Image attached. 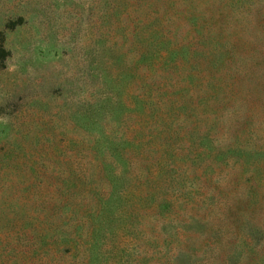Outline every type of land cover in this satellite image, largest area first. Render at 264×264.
Masks as SVG:
<instances>
[{"label": "rangeland", "instance_id": "rangeland-1", "mask_svg": "<svg viewBox=\"0 0 264 264\" xmlns=\"http://www.w3.org/2000/svg\"><path fill=\"white\" fill-rule=\"evenodd\" d=\"M175 1L0 0V222L21 214L35 216L39 205L58 197L61 202L59 253H41L18 262L11 258L7 264H82L81 253L68 245L88 233L86 226L72 229L79 221L95 224L89 230L92 245L83 264H165L171 256L174 264H187L195 258L194 250L185 252L182 241L187 236L171 235L179 219L184 232L195 233L189 242L196 244L202 230L223 216L224 203L239 198L230 180L231 169L215 167L205 176L199 159L188 162L196 169L178 164L177 158L190 152L192 143L199 151L210 149L205 123L215 117L195 104L193 123L180 125L171 119L164 124V119L153 124V119L170 118V112L184 116L179 91L169 84L182 86L185 80L160 77L168 84V95L180 100L175 104L178 108L171 110L157 101L154 91L145 98L139 77L142 35H150L146 42L154 40L153 35H160L159 21L168 24L166 40L185 43L180 38L189 23L182 20L176 32L172 29ZM202 1L212 12L225 11L224 0ZM246 1L243 17L228 26L225 35L238 44V56L255 66L254 72L238 78L233 86L235 107L251 121L250 128L264 136V0ZM194 82L198 86L189 91L193 98L204 90V82L196 78ZM225 129L218 128L217 136ZM149 143L156 146L150 151L153 159L150 164L137 159L139 165L144 161L154 174L164 169L168 176L162 185L157 184L156 195L149 182L138 187L136 177L144 178L148 172L135 175L139 173L136 156L127 151L135 144L146 147ZM216 144L213 141L212 146ZM216 156L212 159L220 164ZM126 160L133 162V174ZM184 170L199 181L192 186L185 183ZM99 172L125 177L116 175L109 185ZM181 185L191 194L186 195ZM122 190L126 193L121 194ZM99 192L105 194L99 196ZM155 196L156 202L164 196L174 201L173 208L150 211ZM181 214L185 215L177 217Z\"/></svg>", "mask_w": 264, "mask_h": 264}, {"label": "trees", "instance_id": "trees-1", "mask_svg": "<svg viewBox=\"0 0 264 264\" xmlns=\"http://www.w3.org/2000/svg\"><path fill=\"white\" fill-rule=\"evenodd\" d=\"M180 4L182 6L178 5L176 0L173 5L172 29L176 32L178 22L182 20L189 23L188 29L180 38V41L185 43L181 45L176 38L166 40L165 34L170 33V30L166 27L168 24L164 25L161 20L158 28L160 35H153L154 40L151 42H146L150 35H142L144 46L138 52L139 66L142 68V74L139 77L145 88V98L148 92L154 91L157 101H163L162 103L171 110L173 107L178 108L175 104L182 100V105L179 107L184 114L182 118L179 117V113L170 112L168 114L170 118H156L157 121L153 119V124L158 125L164 119H167L163 121L164 124L170 123L171 119L172 121L179 120L180 125H186L187 122L193 123L194 121H191L190 117L196 116L197 106H201L209 116L215 117L213 121L205 123V131L210 138L208 146L210 149L206 152L199 151V146L192 143L191 151L177 158L180 160L178 164L179 166L181 164L182 167L192 166L196 169L194 163L199 159L203 162L205 176L212 174L215 167L231 169L230 180L232 179L234 189L238 190L240 196L233 202L224 203L225 213L223 216L218 218V223L202 230L201 235L196 237L198 239L196 244L189 242L190 239L195 238L193 236L195 233L192 230H186L187 234L182 229V217L178 222L179 227L173 228L171 235L172 237L187 236L186 241H182L183 246L188 249L185 252L192 250L195 252L192 255L195 257L193 262L188 260L187 264H264V136H258L250 128L251 121L245 115L239 114V110L235 107L236 93L233 90L238 78L244 77L256 69L253 64H248L244 58L238 56V44L228 41L225 35L228 26L243 17L242 8L246 6L247 1L224 0L223 6L226 8L221 12H219L220 10L212 12L202 0H181ZM158 44L163 47H157ZM184 47L185 51L182 52L181 49ZM170 53L176 57L170 56ZM164 75L187 82L182 86L169 84L170 89L174 88L179 91L180 100L170 97L168 84L161 82L162 78L160 77H164ZM195 78L200 84L204 82V90L202 94L193 98L192 92L189 93V91L198 86L194 82ZM179 81L176 82L180 83ZM161 95L164 96L161 97ZM195 100L197 101L195 102ZM150 119L152 120V118ZM144 122L148 121L144 119ZM224 126L225 132L221 136H217L218 128H224ZM213 141L217 143L216 146H212ZM234 142L238 145L234 146ZM153 147L156 146H152L150 143L146 147L135 144V146L128 147L127 151L136 156L139 173L137 170L135 175L140 174L143 170L148 172L144 178L135 176L140 182L138 187H143L149 182L154 195H156L157 184L162 185L167 181L168 176L164 169L159 175H156L148 167L147 163L150 164L153 159L150 157ZM214 149L218 153L213 151ZM215 155H217L216 161L220 164H216L212 159V156L215 157ZM140 158L149 161L147 163L142 161V164L139 165L137 159ZM189 161L194 163L191 162L190 165ZM132 163L130 160L125 161V166L129 170L131 169V174L134 173ZM158 164L161 166L162 162L157 160ZM99 174L102 180L110 182L109 185L114 184L112 178H115L116 175L125 177L120 173L111 176H103L100 172ZM182 174L187 180L190 179L185 183L188 182L191 186L199 181V178L192 176L193 173L187 175L186 170ZM172 180L175 179L172 178ZM96 187H90V190L96 191ZM182 187L187 189L186 195L191 194L188 187ZM125 193L122 190L121 194ZM99 194V196H103L105 193L99 192ZM164 197L160 202H156L155 196L153 203L148 206L150 211L156 208L167 211L170 206L173 208L174 201H169L166 196ZM178 199L180 198L177 197L174 200ZM213 199L215 198L211 197V201ZM38 207L35 216L21 214V217L17 219L0 222V264H7L11 258L18 262L25 258L37 257L41 253L43 255H48L49 252L59 253V208L61 207L59 197L54 199L53 203L41 204ZM182 215L185 214L177 217ZM166 217L164 216L162 219L165 220ZM85 226L88 233H85L84 237L81 235L78 239H71V243L68 242L69 246L79 254L81 253L82 264L86 261L92 245V238H90L92 233L89 230H93L95 224L93 221H79L72 226L74 230L78 227L83 229ZM183 250L180 249L179 252ZM199 252L200 258H197ZM234 252H238V254L234 255ZM174 262L175 257L171 256L164 263L174 264Z\"/></svg>", "mask_w": 264, "mask_h": 264}]
</instances>
